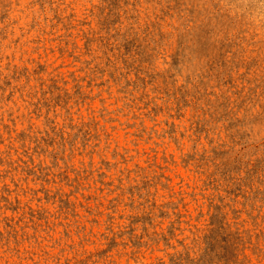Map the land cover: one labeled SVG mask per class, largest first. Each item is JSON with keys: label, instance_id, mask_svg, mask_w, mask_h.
<instances>
[{"label": "rangeland", "instance_id": "1", "mask_svg": "<svg viewBox=\"0 0 264 264\" xmlns=\"http://www.w3.org/2000/svg\"><path fill=\"white\" fill-rule=\"evenodd\" d=\"M0 256L264 264V0H0Z\"/></svg>", "mask_w": 264, "mask_h": 264}, {"label": "bare ground", "instance_id": "2", "mask_svg": "<svg viewBox=\"0 0 264 264\" xmlns=\"http://www.w3.org/2000/svg\"><path fill=\"white\" fill-rule=\"evenodd\" d=\"M259 2V1H258ZM254 3V2H253ZM257 4V3H256ZM255 4V5H256ZM260 4H261V2H260ZM261 6V5H260ZM261 8V7H260ZM210 24H212V23H210ZM194 28V27H193ZM198 54V53H197ZM182 174V173H181ZM178 180V179H177ZM11 197V196H10ZM5 234V233H4ZM3 236V235H2ZM5 240V239H4ZM36 244V243H35ZM11 247V246H10ZM22 247V246H21ZM40 247H41V245H40ZM37 249V248H36ZM14 250V249H13ZM38 250V249H37ZM9 251H11V250H9ZM18 251V250H17ZM36 251V250H35ZM15 254V253H14ZM18 254V253H17ZM30 254V253H29ZM44 254V253H43ZM22 256V255H21ZM34 256H35V254H34ZM1 257V256H0ZM12 257V256H11ZM33 257V256H32ZM6 258V257H5ZM10 258V257H9ZM14 258H15V256H14ZM22 259V258H21ZM29 259V258H28ZM49 259H50V257H49ZM17 260V259H16ZM10 261V260H9ZM122 261V260H121ZM43 262V261H42ZM138 262V261H137ZM4 263V262H3ZM10 263V262H9ZM124 263V262H123ZM1 264V263H0ZM131 264V263H130Z\"/></svg>", "mask_w": 264, "mask_h": 264}]
</instances>
